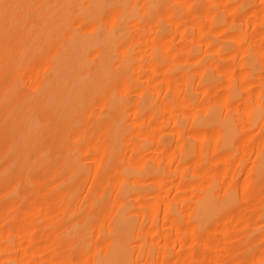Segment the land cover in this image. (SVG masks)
I'll return each instance as SVG.
<instances>
[{
	"label": "bare ground",
	"instance_id": "obj_1",
	"mask_svg": "<svg viewBox=\"0 0 264 264\" xmlns=\"http://www.w3.org/2000/svg\"><path fill=\"white\" fill-rule=\"evenodd\" d=\"M0 264H264V0H0Z\"/></svg>",
	"mask_w": 264,
	"mask_h": 264
}]
</instances>
